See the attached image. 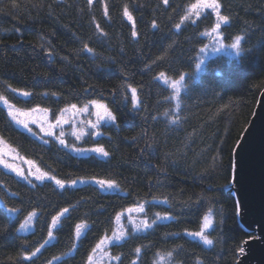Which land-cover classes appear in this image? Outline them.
<instances>
[{"label": "trees", "instance_id": "trees-1", "mask_svg": "<svg viewBox=\"0 0 264 264\" xmlns=\"http://www.w3.org/2000/svg\"><path fill=\"white\" fill-rule=\"evenodd\" d=\"M198 1L0 0V95L19 109L53 116L95 100L116 117L99 134L74 141L109 156L79 155L20 128L0 103V138L65 181L61 189L54 180L27 181L0 166V264H88L97 243L116 231L117 214L137 206L151 227L129 228L112 243V264L242 263L259 230L241 223L230 185L235 149L264 92V0H215L228 17L222 39L233 44L240 37L239 48L203 65L199 57L216 18L211 12L195 18ZM181 77L177 95L171 83ZM92 177L118 187L69 186ZM209 210L210 246L187 234L201 229ZM30 213L33 227L21 230ZM80 223L87 227L77 238ZM36 248L31 260L22 258Z\"/></svg>", "mask_w": 264, "mask_h": 264}, {"label": "rangeland", "instance_id": "rangeland-1", "mask_svg": "<svg viewBox=\"0 0 264 264\" xmlns=\"http://www.w3.org/2000/svg\"><path fill=\"white\" fill-rule=\"evenodd\" d=\"M213 4H217L215 0H199L196 4L197 7L192 8V10H191L192 14L195 18H199L205 14H208V12H211L216 18V25H217V23H219L221 26V24L224 23V21H221L219 19V17H221L220 9L218 8L214 11L213 7H212ZM216 25L214 28H216ZM209 36H210L209 43L203 48V50H201V54L199 57V61H200L199 64L200 65H203L208 58L216 56V55L221 54V53H225V54H229V55L237 54L238 49L232 48L231 47L232 44H226L223 41L221 33H220V27L216 30V32L211 31ZM173 82H179L178 87H179V92H180L181 87H182V79H179V80L173 81ZM172 83H171V85H172ZM39 109H43V108H39ZM21 110H23V109H21ZM31 110L32 109L24 110V111L31 112ZM64 110L55 116H53L51 114V112H49L47 110L46 119H45V114L43 112L32 113L31 118L29 119V124H28V127L31 129V133H34V134L38 135V137H41L44 139L52 138L58 142L60 141V139H63L64 140L63 145L65 147H67L68 149H70L71 151H73L74 153H77L79 155L92 154L90 152L80 153V152L75 151L74 149H89V148H94V147L75 146L74 141H81L82 139H84L89 134H95V135H97V133L99 134L100 127L103 125V123H107L108 121H106V120H99L98 121L97 115H96L97 109L92 105V103H89V104H86V105H83L80 107H76L75 110H70L67 112H65ZM62 113H63L62 118L66 122L62 123V124H58L56 127L52 128L50 130L52 132V135H46L44 131H41L42 127L47 130L49 124H56L57 118L61 117ZM32 120H36L37 122L33 123V122H31ZM93 124H95L97 126L92 127ZM17 126L28 131L22 125H17ZM61 132H63V136L60 135ZM81 132H83V135L79 139H77V136L80 135ZM9 148L13 149L14 151L9 153L8 152ZM0 152L3 153L2 159L4 160V163L13 164L14 166H16L18 169H20L23 172V176H19L20 178L27 180V181H30V180H36V181L49 180L47 178H45L43 180H37L35 178L34 174L29 175L30 172L35 173L36 167H38V166L34 162L33 163L35 166H31L28 163H26V161H30V160L22 157L20 154L17 153V151L14 148H12L6 142L3 145H0ZM0 166L3 167L4 169H6L7 171H10V172L16 174L11 169L5 168L4 164H0ZM24 177H27V179H25ZM79 183L80 182H77L76 184H79ZM114 189H105V190H114ZM139 207L140 206L133 207L130 209H137ZM120 216H121V218H120L119 223H117V228H116L115 232H117L118 230H123L125 235L122 239H120L118 241L113 238V235H111L110 237H107V240L110 242L107 243L106 246L103 247L102 250H98L95 254L94 260H95L96 264H112L113 258L110 256V254L108 252V247L112 243L119 242V241L123 240L124 238H126L129 228L137 230V231L143 230L144 227L142 225L139 229H137L135 227V225L140 224L141 221L147 220L145 218V215H144V207H143L142 212L125 211ZM148 223H150V220ZM32 225H33V223L31 220V224L27 228V230H30L33 227ZM208 230H206L205 234L207 233ZM196 239H199V238H196ZM102 252L106 253L107 255H102Z\"/></svg>", "mask_w": 264, "mask_h": 264}, {"label": "snow or ice", "instance_id": "snow-or-ice-1", "mask_svg": "<svg viewBox=\"0 0 264 264\" xmlns=\"http://www.w3.org/2000/svg\"><path fill=\"white\" fill-rule=\"evenodd\" d=\"M92 0H89V3L91 4ZM196 5H193V8H196ZM213 10L215 11L216 9L219 8L218 4H213L212 5ZM124 16L129 20L132 21L133 17L131 15V13L128 11L127 7H125L124 9ZM219 19L221 21L227 22L228 17L227 16H221L219 17ZM153 27H155V25H153ZM179 27V25L177 26ZM220 27V24L217 23L216 28H213V32H216V30ZM133 36H136V32L133 31L132 32ZM239 42H240V37L236 38V42L233 43L231 45L232 48L234 49H238L239 48ZM84 50L88 51L89 53H91L93 50L91 48H89L87 46V44L84 45ZM203 50V49H202ZM197 67H199V65H197ZM181 79H183L181 77ZM178 83L179 82H173L172 83V87L176 90L177 95L179 94V87H178ZM13 92H17L18 90L16 89H12ZM131 92H132V103H133V107L136 106L137 103V99H136V89L135 88H131ZM20 96H23L25 98H27L30 93L26 92V91H21L18 93ZM0 103H3L7 109V114L8 116L17 124V125H22L25 129H27L29 132H31V129L28 127L29 124V119L31 118L32 113L35 112H43L45 114V119L47 116V109H39V108H34L31 110V112L29 111H24L21 110L17 107H15L14 104L10 103L3 95H0ZM92 105L97 109L96 115H97V119L99 120H106L108 122H115L116 117L112 114L111 111L108 110L107 106L99 103L98 101L93 100ZM76 105H71L70 108H66L64 111H70V110H75L76 109ZM177 107H179V105H177ZM102 110V111H101ZM63 113L61 114V117L57 118L56 120V124H49L48 125V129H44L43 127L41 128V131H44L46 135H52V132L50 131L52 128L56 127L58 124H62L65 123L66 121L63 120L62 118ZM31 122L36 123V120H32ZM97 125L93 124L92 127H96ZM98 134V133H97ZM61 136H63V132H61L60 134ZM83 135V132L80 133V135L77 136V139H79L81 136ZM60 144H64V140L60 139ZM5 142L3 141L2 138H0V145H3ZM45 143H47V141H45ZM77 152L80 153H84V152H90V153H95L101 157L107 158L109 156V153L103 148V147H94V148H89V149H74ZM14 150L9 148L8 152L11 153ZM3 153L0 152V164H4L5 168L11 169L13 172H15L18 176H23V172L18 169L16 166H14L13 164L10 163H4V160L2 159ZM26 163H28L31 166H35L34 163L32 161H26ZM233 172H235V168L236 165L235 163H233ZM35 175V178L37 180H43L45 178L49 179V180H54L55 184L63 189L65 187V181L60 180V179H56L54 176H49V174L47 172L42 171L39 167H36V172L35 173H29V175ZM25 179H27V177H24ZM94 182L96 185H98L101 189H114L116 187H118L117 183L115 180H104V179H96L95 177L90 178V180H80V183H92ZM77 183V181L75 179L71 180L70 185H75ZM7 211L9 213H14L17 210L14 209H7ZM68 211V209H64L59 216H56L53 218L52 220V226L53 228L56 226L57 221L60 219V216H63L64 213H66ZM128 212H133V211H139L142 212L143 211V206H140L137 209H128ZM237 214H239V206L237 207ZM158 219H170V217L168 216H160L159 213L156 214ZM35 216V213H30L29 216L24 220L23 223L20 224V229L21 230H27V228L30 226L31 224V220L33 219V217ZM120 214H117L116 220L117 223H119L120 221ZM153 223H155V221H153ZM141 225L144 228H150L151 224L148 223L147 220L141 221L140 224L135 225V227L137 229H139L141 227ZM213 225V220H212V215H211V210H209V213L206 214L203 217V222H202V226L201 229L197 232H189L187 233L189 236L193 237V238H199V240H201L203 242V244L205 245H212L213 244V240L209 239V237L205 234L206 230H208L209 228H211ZM87 227V225L85 223H80L77 224L75 226V232H76V237L79 238L80 235L82 234V230L85 229ZM125 233L123 232V230H118L117 232H114L113 234V238L115 240H120L124 237ZM48 237L49 239L53 238V233L52 230L50 229L48 232ZM48 241H45V243H47ZM110 241L107 240V238L102 239L99 243H97V245L95 246V248L93 249V252L91 255H89L88 257V264H96L94 257L95 254L98 250H102L103 247L106 246L107 243H109ZM40 247H43V245H41ZM140 249L137 248L136 249V253L139 254L140 253ZM40 252V248H36L35 251L31 252V254H25L22 256V258L24 260H31L34 256H36V254ZM102 255H107L106 253L102 252ZM159 255V254H158ZM172 255L171 252L167 253V256L170 257ZM118 259V257H117ZM161 259H163V257H161ZM133 264H135V262H133Z\"/></svg>", "mask_w": 264, "mask_h": 264}, {"label": "water", "instance_id": "water-1", "mask_svg": "<svg viewBox=\"0 0 264 264\" xmlns=\"http://www.w3.org/2000/svg\"><path fill=\"white\" fill-rule=\"evenodd\" d=\"M235 165L230 191L238 201L240 221L259 230L245 245L240 264H264V92L235 149Z\"/></svg>", "mask_w": 264, "mask_h": 264}]
</instances>
